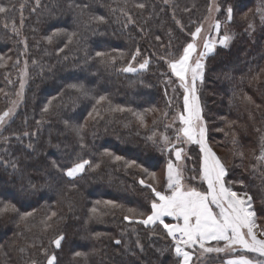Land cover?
<instances>
[{"label": "trees", "instance_id": "obj_1", "mask_svg": "<svg viewBox=\"0 0 264 264\" xmlns=\"http://www.w3.org/2000/svg\"><path fill=\"white\" fill-rule=\"evenodd\" d=\"M0 3L9 8L0 14V114L18 96L24 76L27 81L23 102L0 136V264H47L53 254L56 264H180L163 226L157 224L153 230L137 221L151 215V202L158 200L145 185L170 195L169 161L180 169L188 187L207 189L201 181L200 146H187L179 131L184 89L167 61L193 41L191 33L207 20L212 0ZM218 5L220 35L225 22L234 39L227 48L218 45L204 60L198 95L206 142L227 168L226 186L252 196L261 232L264 162L258 158L264 143V15L260 17L259 7L264 2L220 0ZM228 6L233 8L231 22ZM97 52L105 53L110 62ZM145 59L146 69L122 71L129 64L139 68ZM100 96L107 99L98 104ZM179 148L184 151L178 161ZM83 160L91 165L75 179L62 171ZM126 161L136 163L129 167ZM26 213L32 215L21 219ZM60 235L64 239L57 249L52 241ZM193 251L192 264H227L230 256L245 254Z\"/></svg>", "mask_w": 264, "mask_h": 264}, {"label": "snow or ice", "instance_id": "obj_2", "mask_svg": "<svg viewBox=\"0 0 264 264\" xmlns=\"http://www.w3.org/2000/svg\"><path fill=\"white\" fill-rule=\"evenodd\" d=\"M40 0H36L37 6H39ZM136 7L144 8V4H137ZM35 9H33L34 11ZM211 7L209 11H211ZM220 9L217 7L216 9ZM9 8L3 3H0V14H7ZM227 21L231 22L233 19V8L228 6L226 9ZM99 20L103 21V17H99ZM131 19V18H129ZM23 18H21V24ZM7 26V25H6ZM202 25L197 26L195 31L191 33L193 41L188 43L183 48L182 54L175 59L168 60V66L171 72L179 79L180 87L184 89L183 103L186 111V115L180 113L178 119L183 124V128L180 129L183 133V137L190 143H195L200 146V151L203 153V166H202V179L207 183V189L205 191H198L196 188L187 187L182 182L183 174L180 169L169 161L167 164V187L171 190L170 195H166L163 192L157 191L152 184L145 185V181L141 179L139 182L141 185H145L149 188L157 199L151 202V215H148L145 219H140L137 222L146 227L151 226L154 230L157 224L162 225L166 230V235L174 242L175 256L180 258V264H192L193 253L186 249H198L200 254L205 253H219L225 250L234 251L235 246H239L243 250L256 253L259 257H264V239L259 238L254 228L258 225L255 222L254 217L256 212L253 210L252 196L248 193L238 194L230 186H226L225 176L227 175V168L221 159L216 156L212 149L206 142V122L202 116V108L200 105V99L198 95L197 85L203 83L204 68L203 63L206 57L215 51L216 42L211 38H206L203 44L204 51L199 53L197 58L193 60V56L197 53L196 39L200 37L202 32ZM253 25H249L252 28ZM214 31L219 36V44L224 48H227L230 42L234 39L233 35L225 32L220 35L221 22L216 20L213 25ZM13 32L19 34L15 25H13ZM72 35H75L73 33ZM51 42V37L48 38ZM159 39V37H157ZM25 49L27 48V40L23 41ZM63 49H61L62 51ZM136 55H139L137 50ZM96 56L105 58V62H110L105 53L97 52ZM114 60V58H112ZM136 56L132 57L135 61ZM3 60V57H0ZM149 61L145 59L143 63L139 64V69H146ZM2 66V65H0ZM27 62H25V68ZM126 73H135L137 68L131 66L122 69ZM27 73L25 72V75ZM170 82V81H169ZM21 93L24 88V84H21ZM72 87H77L73 85ZM78 90L87 95V91L83 86H79ZM175 91V90H173ZM105 96H100L96 101L98 104L101 101L106 100ZM251 99V98H249ZM170 103V101H169ZM51 101H49V105ZM48 107L44 108V112H48ZM123 111L124 109H119ZM15 111V103L12 108L4 111L0 114V130L4 128L6 119H10ZM95 111V110H94ZM91 116L92 114L89 113ZM138 118L143 122V117L137 114ZM24 135H29L25 132ZM167 142V137L164 138ZM176 139L179 141L180 136ZM32 147L31 144L28 145ZM174 147V146H173ZM168 150V149H165ZM183 148L175 149L176 160H181ZM108 155H111L110 153ZM116 160H121L119 156L115 157ZM261 162H264V143H262L261 155L258 158ZM129 167L135 164V161L125 162ZM91 165L88 160L77 162L73 167H70L64 171L65 175L69 178L75 179L79 174L85 171V166ZM53 166L59 169V165L53 162ZM16 167L15 164L12 165ZM145 172L147 170L145 169ZM155 178V173L150 174ZM195 179V177H193ZM241 183H243L241 181ZM108 204L113 207H119L112 201H108ZM218 209V211H214ZM96 210L93 209V212ZM129 212L134 210L128 209ZM32 215L26 213L21 216V219H26L27 216ZM55 216L56 213H52ZM172 217L176 223H166L164 218ZM51 217H49L50 219ZM125 220H130L129 216L124 217ZM260 235H264V230H261ZM64 239L63 235H60L52 243L59 249L61 247V241ZM210 241L224 242V247H206V244ZM116 244H120V240L115 241ZM137 243H139L137 241ZM141 251L143 246L139 245ZM163 251V250H160ZM76 255H81L76 253ZM57 257L53 254L47 259V264H56ZM35 264V262H33ZM228 264H264L261 260H252L246 256H240L238 259L229 260Z\"/></svg>", "mask_w": 264, "mask_h": 264}, {"label": "rangeland", "instance_id": "obj_3", "mask_svg": "<svg viewBox=\"0 0 264 264\" xmlns=\"http://www.w3.org/2000/svg\"><path fill=\"white\" fill-rule=\"evenodd\" d=\"M219 1H220V0H212V4H211V9H212V10L210 11L207 20H206V21L204 22V24H203L202 32H201L200 37L196 39L197 53L194 54V56H193V60H195V59L197 58V56H198L199 53H201V52L204 51L203 44H204V41H205L206 38H211L212 40H214V41L216 42V47H217L218 45H220V44H219V38H220V37L216 35V33H215V31H214V28H213L214 22H215L216 20H218V16H219V14H220V12H221V8H220L219 5H218V4H219ZM263 2H264V0H263ZM217 7L220 9L219 11L216 10ZM259 13H260V17L264 15V6H260V7H259ZM225 21H226V20H225ZM222 27H224L225 32L228 33V28H227V25H226L225 22L223 23V26H222ZM225 32H224V33H225ZM228 34H229V33H228ZM221 36H222V34H221ZM212 53H213V52H212ZM212 53H210L209 55H211ZM209 55H208V56H209ZM204 60H205V59H204ZM203 63H204V61H203ZM135 68H136V67H135ZM137 69H139V68H137ZM22 81H23L22 83H23L24 86H25V84H26V82H27L25 76L22 78ZM199 89H200V84L198 83V85H197V90L199 91ZM23 90H24V88H23ZM198 93H199V92H198ZM22 102H23V91H22V93H21V91H20L19 94H18V96H17L14 100H12V102H11L10 108H12V107H13V104L15 103V111H14V113H13V115L11 116L10 119H6V123H5V125H4V128H5L6 125H7V124H8V123L14 118V116H15L16 113L18 112V110H19V108H20ZM184 114L186 115V111L184 112ZM4 128H3V129H4ZM3 129L0 130V136H1V132L3 131ZM0 139H1V138H0ZM0 141H1V140H0ZM184 141L186 142V145H187V146L190 145V142H188L187 139H186L185 137H184ZM201 181L207 185L206 181H204V180L202 179V177H201ZM183 183L185 184V186L188 187V185H187L185 182H183ZM238 194H239V193H238ZM214 211H218V209H215V208H214ZM254 219H255V218H254ZM256 224H257V223H256ZM254 231L257 232L259 238L264 239V236H263V235H260L261 232H260V230H259L258 227H257V228H254ZM223 247H224V246H223ZM236 252H243V253H245V254H253V255H255V256H258L256 253H252V252H248L247 250H243V249H241L239 246H235V250H234V251L225 250L224 252H220V253H223V254H226V253H227V254H229V255H232V254H235ZM245 254H242V255H239V256H238V255H232V256H230V257L226 260V263L228 264V261H229V260L238 259L240 256H246V257H247V255H245ZM247 258H249V257H247ZM249 259H251V258H249Z\"/></svg>", "mask_w": 264, "mask_h": 264}, {"label": "crops", "instance_id": "obj_4", "mask_svg": "<svg viewBox=\"0 0 264 264\" xmlns=\"http://www.w3.org/2000/svg\"><path fill=\"white\" fill-rule=\"evenodd\" d=\"M170 194H171V193H170ZM164 220H165L166 223H176V221H175L172 217H165ZM221 242H223V241H221ZM221 242L210 241V242H208V243L206 244V247H207V245H209V244H212V243H221ZM223 243H224V242H223ZM196 249L199 250V249H198V246H197ZM186 250H187V251H190V252L193 253V259H194L195 254H194V251H193V250H195V249H186Z\"/></svg>", "mask_w": 264, "mask_h": 264}]
</instances>
